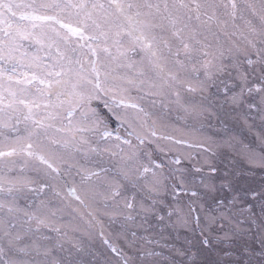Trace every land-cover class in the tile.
<instances>
[{"label":"snow or ice","instance_id":"obj_1","mask_svg":"<svg viewBox=\"0 0 264 264\" xmlns=\"http://www.w3.org/2000/svg\"><path fill=\"white\" fill-rule=\"evenodd\" d=\"M0 264H264V0H0Z\"/></svg>","mask_w":264,"mask_h":264}]
</instances>
